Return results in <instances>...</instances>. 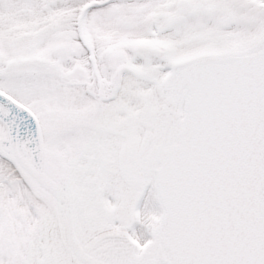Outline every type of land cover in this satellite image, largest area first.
Instances as JSON below:
<instances>
[{
  "label": "snow or ice",
  "instance_id": "6c2138e0",
  "mask_svg": "<svg viewBox=\"0 0 264 264\" xmlns=\"http://www.w3.org/2000/svg\"><path fill=\"white\" fill-rule=\"evenodd\" d=\"M0 264H264V0H0Z\"/></svg>",
  "mask_w": 264,
  "mask_h": 264
}]
</instances>
